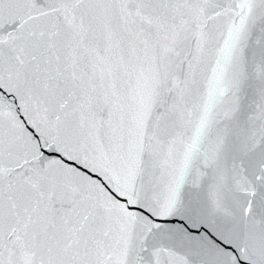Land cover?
I'll return each instance as SVG.
<instances>
[{
	"label": "snow or ice",
	"instance_id": "obj_1",
	"mask_svg": "<svg viewBox=\"0 0 264 264\" xmlns=\"http://www.w3.org/2000/svg\"><path fill=\"white\" fill-rule=\"evenodd\" d=\"M0 264H264V0H0Z\"/></svg>",
	"mask_w": 264,
	"mask_h": 264
}]
</instances>
